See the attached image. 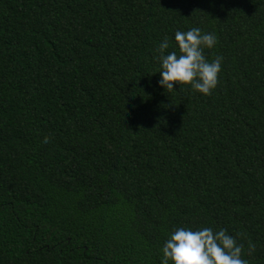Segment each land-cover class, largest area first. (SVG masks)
I'll return each mask as SVG.
<instances>
[{
  "label": "trees",
  "instance_id": "obj_1",
  "mask_svg": "<svg viewBox=\"0 0 264 264\" xmlns=\"http://www.w3.org/2000/svg\"><path fill=\"white\" fill-rule=\"evenodd\" d=\"M193 26L207 97L158 86ZM204 226L264 264V0H0V264H160Z\"/></svg>",
  "mask_w": 264,
  "mask_h": 264
},
{
  "label": "clouds",
  "instance_id": "obj_2",
  "mask_svg": "<svg viewBox=\"0 0 264 264\" xmlns=\"http://www.w3.org/2000/svg\"><path fill=\"white\" fill-rule=\"evenodd\" d=\"M216 44L215 33L203 32L198 26L177 30L171 43L164 37L154 57L159 64L158 86L168 92L189 91L209 96L217 86L223 57L217 55L209 60L205 50L214 49ZM169 48L172 50L168 51ZM174 86L178 91H173ZM253 247L250 243L249 251ZM243 252V245L223 228L178 227L160 248V264H248L242 258Z\"/></svg>",
  "mask_w": 264,
  "mask_h": 264
}]
</instances>
